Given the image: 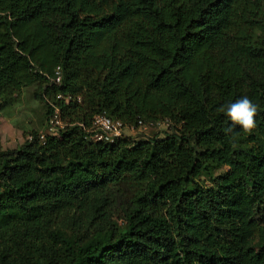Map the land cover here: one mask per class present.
Instances as JSON below:
<instances>
[{
    "label": "trees",
    "instance_id": "16d2710c",
    "mask_svg": "<svg viewBox=\"0 0 264 264\" xmlns=\"http://www.w3.org/2000/svg\"><path fill=\"white\" fill-rule=\"evenodd\" d=\"M34 84L47 116L80 101L0 146V264H264V0H0V99ZM243 96L256 127L226 134ZM100 112L169 124L106 143Z\"/></svg>",
    "mask_w": 264,
    "mask_h": 264
},
{
    "label": "rangeland",
    "instance_id": "374dc122",
    "mask_svg": "<svg viewBox=\"0 0 264 264\" xmlns=\"http://www.w3.org/2000/svg\"><path fill=\"white\" fill-rule=\"evenodd\" d=\"M37 84L22 88L19 92L0 99V146L2 149L16 148L28 135L40 133L46 127V105L38 98ZM165 125L139 127L133 132L123 129V133L129 134L135 140H145L152 136L162 137ZM225 167H220L214 174L222 173ZM201 184H208L206 177L199 179ZM130 184L124 186L129 191ZM125 193V192H124ZM119 229L123 227L117 222Z\"/></svg>",
    "mask_w": 264,
    "mask_h": 264
},
{
    "label": "built area",
    "instance_id": "2783aa9c",
    "mask_svg": "<svg viewBox=\"0 0 264 264\" xmlns=\"http://www.w3.org/2000/svg\"><path fill=\"white\" fill-rule=\"evenodd\" d=\"M49 82L51 84L61 83V69L59 66L55 68L53 75L49 78ZM75 100L80 101V97L62 92H57L53 100L47 99L49 104V114L46 119L45 130L38 133V139L40 141L43 142L48 134H58L60 130L67 125L66 121L62 117V111L58 101L69 103ZM137 123L138 128L156 125L167 126L169 124L168 121L143 123L141 120H138ZM123 129L129 130V132H133L135 130L132 126H124L122 121L119 119L112 118L105 112H100L93 117L90 126L86 129V132L92 140L112 143L116 138L121 137L122 135H127L123 133ZM31 138L32 135L27 136V139Z\"/></svg>",
    "mask_w": 264,
    "mask_h": 264
},
{
    "label": "clouds",
    "instance_id": "9594fccd",
    "mask_svg": "<svg viewBox=\"0 0 264 264\" xmlns=\"http://www.w3.org/2000/svg\"><path fill=\"white\" fill-rule=\"evenodd\" d=\"M259 106L254 103L248 96H243L235 102H229L222 105L217 110L224 113L231 121L232 126L225 128L226 134L232 133L235 126H240L243 131L251 132L256 127L255 117Z\"/></svg>",
    "mask_w": 264,
    "mask_h": 264
}]
</instances>
